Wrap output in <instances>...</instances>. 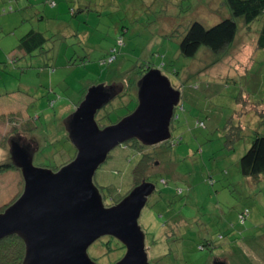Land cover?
Segmentation results:
<instances>
[{
    "label": "rangeland",
    "instance_id": "1",
    "mask_svg": "<svg viewBox=\"0 0 264 264\" xmlns=\"http://www.w3.org/2000/svg\"><path fill=\"white\" fill-rule=\"evenodd\" d=\"M229 16L222 0H0V163L10 161L5 138L14 128L21 132L27 118L37 124L24 135L34 147L33 166L53 170L70 161L75 149L62 136L68 137L66 122L87 90L102 85L118 92L95 116L103 128L135 109L145 69L159 70L181 95L171 139L117 146L94 184L106 197L108 187L126 195L139 154H152L147 175L155 190L138 219L149 264H264V178L252 183L238 167L253 133H264L260 21L240 28L217 55L200 47L184 58L178 48L192 22L209 27ZM31 30L45 39L41 53L18 48ZM239 126L228 149L226 136ZM22 187L19 171L0 173V212ZM112 197L108 206L119 198ZM106 238L87 250L96 264H114L124 255Z\"/></svg>",
    "mask_w": 264,
    "mask_h": 264
},
{
    "label": "water",
    "instance_id": "2",
    "mask_svg": "<svg viewBox=\"0 0 264 264\" xmlns=\"http://www.w3.org/2000/svg\"><path fill=\"white\" fill-rule=\"evenodd\" d=\"M113 89L89 88L67 120L68 139L75 149L69 163L53 171L33 166L34 150L12 154L23 187L0 212V241L11 236L22 241L21 264H96L87 250L106 237L125 250L114 264H149L138 219L155 186L143 181L117 204L107 206L93 178L121 144L130 140L144 146L167 143L181 95L159 70L148 69L138 83L135 109L100 128L95 116L118 93Z\"/></svg>",
    "mask_w": 264,
    "mask_h": 264
},
{
    "label": "trees",
    "instance_id": "3",
    "mask_svg": "<svg viewBox=\"0 0 264 264\" xmlns=\"http://www.w3.org/2000/svg\"><path fill=\"white\" fill-rule=\"evenodd\" d=\"M222 2L223 5L229 10L230 16L209 27H206L197 21L192 22L186 29L179 42L178 48L179 53L182 57L193 58L200 47H205L211 53L216 55L225 52L234 43L238 30L240 28H250L249 25H251L255 21H260L259 30H257V47L261 49L264 54V0H222ZM51 4L54 5V2H51ZM44 42L45 39L42 33L31 30L20 38L18 48L25 54H32L37 50L42 51L43 49L41 47ZM148 69H150V67L146 68L144 72H147ZM250 97L251 96L247 94V100H249ZM52 103L53 102H50V106H52ZM251 105L252 108L254 106V108L256 109H258V107L260 106V104ZM131 112L132 111H129L125 116H127ZM259 114L261 121L260 125H264V110H261ZM121 118H119L116 122H118ZM23 121L24 122L21 127V133L23 135H29L37 129L35 118H27ZM175 122L176 120H173L171 130L174 129ZM199 123L203 122L199 121L198 126ZM239 129L240 126L236 130H232V132L230 130L227 134L225 145L228 147V149H231V144L233 140L237 138V131ZM17 130L18 129L14 128V130H12L9 135ZM62 137L63 139H68L66 135ZM5 139L7 140V138ZM175 140L176 143L179 144L180 138H175ZM169 143L170 146L174 145V140L173 142L171 141ZM120 146H122L124 149L128 147L133 148L135 146H140V148L146 147L138 140H130L124 144H121ZM139 155L140 159L132 171L134 186L126 193V195H128L135 186H138L143 181L149 182L147 174L148 170H150L151 168L150 156H152V154L141 153ZM74 156L70 159V161L74 158ZM70 161H67L59 166H55L53 171L58 170L60 167L69 163ZM238 167L240 174L250 180L252 183H257L261 178H264V133H260L258 131H255L253 133L250 146L240 157L238 161ZM9 170L19 171L17 168H15L11 161L0 163V173L7 172ZM107 192L109 193L107 197L103 195V192H101L103 200L105 201L104 203H106L107 206L110 205L109 202H111V200L113 199L112 196H114V198L119 197L117 198L118 200L116 199L117 201H115V204H117L126 196L116 194L117 191L115 188L108 187ZM242 213H245V215L247 216L248 210H244L239 214L240 222H244V219L246 217L243 216L242 218ZM106 239L112 240L113 238L108 237ZM110 240H108L105 244L108 250L111 249L109 244ZM113 240L120 246V249L124 250V247L117 240ZM23 256L24 246L22 244V241L16 236H11L0 241V264H21Z\"/></svg>",
    "mask_w": 264,
    "mask_h": 264
},
{
    "label": "flooded vegetation",
    "instance_id": "4",
    "mask_svg": "<svg viewBox=\"0 0 264 264\" xmlns=\"http://www.w3.org/2000/svg\"><path fill=\"white\" fill-rule=\"evenodd\" d=\"M19 124H20V121L16 122L15 126H18V128H19ZM7 142L10 146V149H11V150L9 149L10 150V159L9 160L10 161L13 157L12 154L15 155L17 150L26 151L28 149V151L29 150L32 151L34 149V147L32 146L31 140L27 141L26 137L18 130L12 132V134L9 135ZM218 264H220V263H218Z\"/></svg>",
    "mask_w": 264,
    "mask_h": 264
},
{
    "label": "built area",
    "instance_id": "5",
    "mask_svg": "<svg viewBox=\"0 0 264 264\" xmlns=\"http://www.w3.org/2000/svg\"><path fill=\"white\" fill-rule=\"evenodd\" d=\"M174 116H175V115H174ZM176 119H177V116H175L174 120H176ZM199 126H200V127H203V123H199ZM243 216H244V217L246 216L245 213H242L241 217L243 218Z\"/></svg>",
    "mask_w": 264,
    "mask_h": 264
}]
</instances>
